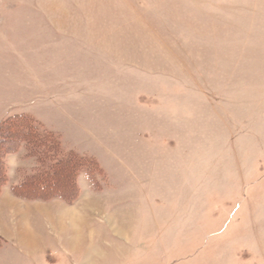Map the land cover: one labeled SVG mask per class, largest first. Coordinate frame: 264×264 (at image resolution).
Returning <instances> with one entry per match:
<instances>
[{"label": "rangeland", "instance_id": "374dc122", "mask_svg": "<svg viewBox=\"0 0 264 264\" xmlns=\"http://www.w3.org/2000/svg\"><path fill=\"white\" fill-rule=\"evenodd\" d=\"M18 115L88 164L31 200L6 154L0 264H264V0H0Z\"/></svg>", "mask_w": 264, "mask_h": 264}, {"label": "trees", "instance_id": "16d2710c", "mask_svg": "<svg viewBox=\"0 0 264 264\" xmlns=\"http://www.w3.org/2000/svg\"><path fill=\"white\" fill-rule=\"evenodd\" d=\"M50 132H41L27 116L18 115L0 124V192L8 177L5 156L24 144L28 155L36 158L35 173L12 186L16 197L31 200L60 198L71 203L80 195L78 176L88 164L85 157L73 153L59 155L60 144ZM59 144V145H58ZM5 239L0 235V248Z\"/></svg>", "mask_w": 264, "mask_h": 264}, {"label": "crops", "instance_id": "0c3cea01", "mask_svg": "<svg viewBox=\"0 0 264 264\" xmlns=\"http://www.w3.org/2000/svg\"><path fill=\"white\" fill-rule=\"evenodd\" d=\"M8 191H10V193H11V190L8 189ZM1 195H3V194H1ZM11 195L13 197H16L12 193H11ZM8 212H9V210L7 211V209L5 207L0 208V235L3 237H5V235L7 234V232H8L7 227L10 224V217H9Z\"/></svg>", "mask_w": 264, "mask_h": 264}]
</instances>
